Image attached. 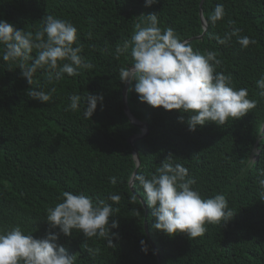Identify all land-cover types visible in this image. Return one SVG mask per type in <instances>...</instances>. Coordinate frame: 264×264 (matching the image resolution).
<instances>
[{"label": "trees", "instance_id": "16d2710c", "mask_svg": "<svg viewBox=\"0 0 264 264\" xmlns=\"http://www.w3.org/2000/svg\"><path fill=\"white\" fill-rule=\"evenodd\" d=\"M199 1L157 0L145 7V0H0V19L26 32L40 30L49 14L71 21L83 46L80 55L94 65L53 83L47 70L39 69L29 85L17 63L0 58V230L20 225L37 239L55 233L57 244L75 255L74 264H264V200L257 183L258 169H264V97L256 85L264 76V0H204L205 33L189 41L202 54L216 51L222 60L216 71L231 74L233 85L246 88L248 98L257 101L243 117L189 131L186 113L140 102L131 90L135 82L127 91L129 111L148 128L133 144L139 158L135 175L150 178L171 154L196 179L193 187L202 197L224 194L233 216L223 224H206L197 238L169 236L153 228L142 187L134 180L128 185L136 164L127 139L141 130L123 112L125 82L119 70L130 65V56H117L116 48L130 38L140 15L153 12L159 26L173 28L181 40L201 35ZM217 4L224 5L225 16L212 24L208 17ZM234 28L256 43L243 48L236 36L223 45L214 38ZM36 54L34 49L31 55ZM53 87L52 99L44 104L28 95L29 89ZM87 93L103 96L90 119L83 117ZM72 94L82 97L79 111H65ZM64 191L112 205L109 225L112 220L119 224L110 228L117 234L110 237L114 246L75 230L65 236L46 221L47 209L61 202ZM109 195L120 199L109 200ZM89 248L100 251L92 254Z\"/></svg>", "mask_w": 264, "mask_h": 264}, {"label": "clouds", "instance_id": "9594fccd", "mask_svg": "<svg viewBox=\"0 0 264 264\" xmlns=\"http://www.w3.org/2000/svg\"><path fill=\"white\" fill-rule=\"evenodd\" d=\"M157 0H145V7ZM225 16L223 4L214 7L208 20L212 24ZM129 39L116 48V55H129L130 65L119 70L121 82L134 86L138 100L153 108L178 110L186 113L189 131H195L207 122L224 125L229 118L239 119L254 109L257 101L248 98L246 88L237 89L231 74L216 71L222 64L216 51H194L192 44L181 40L171 27L159 26L158 14L153 12L140 15ZM42 27L34 34L17 29L12 23L0 19V58L18 64L22 76L29 85L39 69L47 70L48 82L79 75L80 70L94 67L80 55L83 46L77 43V28L66 19L45 15ZM229 21V24H232ZM240 29L226 32L224 37L215 36L219 44L228 43L233 36L241 47L246 48L256 41L248 36H239ZM91 38V33H89ZM75 45V46H74ZM36 50L33 57L31 53ZM30 62V63H29ZM259 95L264 97V76L256 81ZM55 87L47 92L43 89H29L28 95L41 103L49 102ZM65 111H79L82 97L72 94ZM103 96L88 94L83 98V117L90 119L97 104H102ZM185 122L183 116L179 117ZM112 184L115 177H110ZM134 182L142 187L151 216L153 228L173 236L184 233L190 239L203 236L206 224H223L234 213L229 210L224 194L204 198L193 186L197 181L189 175V170L173 160L164 159L150 178L136 174ZM260 199L264 200V169H258ZM61 202L47 209L46 221L65 236L73 230L82 232L87 238H104L108 246H114L110 237L111 229L118 228L111 204L103 200L94 201L83 193L64 191L58 198ZM109 200L118 202V195H109ZM135 199V197H133ZM138 215L139 212H137ZM147 229V224H146ZM145 230V229H144ZM58 235L49 233L44 238H34L26 234L20 225L0 230V264H74L75 255L69 256L63 246L57 244ZM141 251L147 254L148 246L140 241ZM92 254L99 248H89Z\"/></svg>", "mask_w": 264, "mask_h": 264}, {"label": "water", "instance_id": "95a60500", "mask_svg": "<svg viewBox=\"0 0 264 264\" xmlns=\"http://www.w3.org/2000/svg\"><path fill=\"white\" fill-rule=\"evenodd\" d=\"M203 2H204V0H200L199 1V9H198V12H199L198 14H199V17H200V20H201V24H202V27H203L202 34L199 35V36L191 37V38L187 39V41L200 39L205 33L206 23H205V21H204V19L202 17V10H201V6H202ZM128 86H129V84L127 82H125L123 90H122L123 112L127 116V118L130 121V123H132L133 125L137 126L141 130L140 134L133 135V136H131L130 138L127 139L128 143H129V145H130V147L132 149V156H133L135 164H136V167L133 170L132 175H131V177L129 179V182H128L129 183L128 185L131 188V186L133 184V180H134V176H135V172H136L137 166L139 165L138 154H137V151H136V149H135L133 144H134L135 141H137V140H139V139H141V138L146 136V134L148 133V128H147V125H146L145 122L138 121L137 119H135L133 117V115L131 114V112L129 111V109H128L127 101H126ZM261 131H264V123L262 124ZM256 158H257V156H256ZM144 229H145V232H147L146 221H144ZM156 256H157V260H159L157 252H156Z\"/></svg>", "mask_w": 264, "mask_h": 264}]
</instances>
